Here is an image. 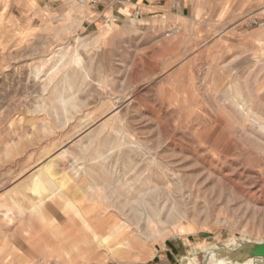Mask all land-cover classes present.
<instances>
[{
	"label": "rangeland",
	"instance_id": "374dc122",
	"mask_svg": "<svg viewBox=\"0 0 264 264\" xmlns=\"http://www.w3.org/2000/svg\"><path fill=\"white\" fill-rule=\"evenodd\" d=\"M102 10L0 0V264H219L264 243V48L232 22Z\"/></svg>",
	"mask_w": 264,
	"mask_h": 264
},
{
	"label": "crops",
	"instance_id": "0c3cea01",
	"mask_svg": "<svg viewBox=\"0 0 264 264\" xmlns=\"http://www.w3.org/2000/svg\"><path fill=\"white\" fill-rule=\"evenodd\" d=\"M101 6L108 21L120 18L149 20L158 16L173 18L178 15L180 19L187 18L195 23L232 22L237 27L227 29L229 37H237L239 43L249 40L255 48H264V26L249 32L244 30L246 17L264 18V0H117ZM240 53L245 52L241 49Z\"/></svg>",
	"mask_w": 264,
	"mask_h": 264
},
{
	"label": "water",
	"instance_id": "95a60500",
	"mask_svg": "<svg viewBox=\"0 0 264 264\" xmlns=\"http://www.w3.org/2000/svg\"><path fill=\"white\" fill-rule=\"evenodd\" d=\"M219 264H246L249 261L264 264V243L246 242L236 249L221 250Z\"/></svg>",
	"mask_w": 264,
	"mask_h": 264
},
{
	"label": "bare ground",
	"instance_id": "6f19581e",
	"mask_svg": "<svg viewBox=\"0 0 264 264\" xmlns=\"http://www.w3.org/2000/svg\"><path fill=\"white\" fill-rule=\"evenodd\" d=\"M37 70H38V69H37ZM258 128H259V131H260V135H261L262 139L264 140V126H259ZM257 141H258V140H257ZM262 154H264V151L262 152ZM80 220H82V219H80ZM97 220H98V219H97ZM82 221H84V220H82ZM85 221H86V220H85ZM85 223H88V222H85ZM98 223H99V222H98ZM88 227H89V226H88ZM127 228H128V227H127ZM87 229H88V228H87ZM89 229H90V227H89ZM127 230H128V229H127ZM114 232H117V229H114V230H113V234H114ZM142 232H143V231H142ZM101 233H102V232H101ZM135 233H136V232H135ZM104 234H105V233H104ZM104 234H103V235H104ZM98 236H99V234L96 235V238H99ZM108 236H109V235H108ZM133 236H134V235H133ZM128 237H130V236H128ZM123 239H124V238H123ZM128 239H129V238H128ZM106 240H107V238H106V239L101 238L100 242L104 244V242H105ZM58 241H59V240H58ZM96 241H97V240H96ZM98 241H99V240H98ZM125 241H126V240H125ZM131 242H132V244H133V243L136 244V242H138V241H137V239H135V237H133ZM63 243H64V241H63ZM65 243H67V242H65ZM123 244H124V243L121 242V243L119 244L118 248L121 247V246H124ZM61 245H62V244H61ZM63 245H64V244H63ZM63 245H62V246H63ZM116 248H117V247H116ZM111 249H112V248H111ZM123 253H125V252H124L123 250H121V249H118L117 252H115V255L120 259V262H123V261L127 260V257H125ZM75 261H76V260H75ZM207 262H208V261H207ZM189 264H190V263H189Z\"/></svg>",
	"mask_w": 264,
	"mask_h": 264
},
{
	"label": "built area",
	"instance_id": "2783aa9c",
	"mask_svg": "<svg viewBox=\"0 0 264 264\" xmlns=\"http://www.w3.org/2000/svg\"><path fill=\"white\" fill-rule=\"evenodd\" d=\"M79 4H89L93 6H101L108 5L116 2L117 0H76ZM252 25L255 27H263L264 26V18L263 19H254Z\"/></svg>",
	"mask_w": 264,
	"mask_h": 264
}]
</instances>
